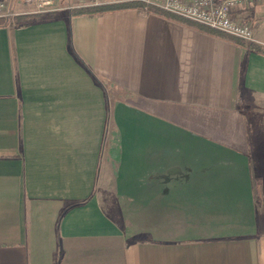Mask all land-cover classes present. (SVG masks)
Listing matches in <instances>:
<instances>
[{
    "label": "crops",
    "instance_id": "0c3cea01",
    "mask_svg": "<svg viewBox=\"0 0 264 264\" xmlns=\"http://www.w3.org/2000/svg\"><path fill=\"white\" fill-rule=\"evenodd\" d=\"M59 3L0 26V264H264V5L250 44Z\"/></svg>",
    "mask_w": 264,
    "mask_h": 264
},
{
    "label": "built area",
    "instance_id": "2783aa9c",
    "mask_svg": "<svg viewBox=\"0 0 264 264\" xmlns=\"http://www.w3.org/2000/svg\"><path fill=\"white\" fill-rule=\"evenodd\" d=\"M33 5L37 14L52 10L54 0H23ZM139 2L143 11L155 7L164 12L225 33L244 42L255 43V17L252 9L264 5V0H121ZM10 4L0 2V18H11Z\"/></svg>",
    "mask_w": 264,
    "mask_h": 264
},
{
    "label": "trees",
    "instance_id": "16d2710c",
    "mask_svg": "<svg viewBox=\"0 0 264 264\" xmlns=\"http://www.w3.org/2000/svg\"><path fill=\"white\" fill-rule=\"evenodd\" d=\"M143 4L139 3V2H121V3H116V4H112V5H101V6H92V7H83L80 9H77L74 11V14L76 15H92V14H101V13H105V12H112V11H118V10H124V9H131V8H137V9H143ZM150 13H155L161 16H165L167 18L170 19H174L176 21H179L183 24H186L188 26H192V27H198L202 30H207L212 34H215L217 36H220L222 38H226V39H230V40H235L237 41L238 39L229 36L225 33L222 32H218L215 30H211L203 25L197 24L195 22L186 20L184 18L172 15L170 13L164 12L160 9H157L155 7H150L149 11ZM40 17H36V19H39ZM10 24V20L7 18H0V26H6ZM240 41V40H239ZM255 50L259 51V52H264L261 51L259 48L254 47Z\"/></svg>",
    "mask_w": 264,
    "mask_h": 264
},
{
    "label": "rangeland",
    "instance_id": "374dc122",
    "mask_svg": "<svg viewBox=\"0 0 264 264\" xmlns=\"http://www.w3.org/2000/svg\"><path fill=\"white\" fill-rule=\"evenodd\" d=\"M1 1H5L6 3H9L10 4L11 12H12L13 15H15V12H17V11H15V6L18 5V3H22L23 5H25L27 7L26 9L27 10H30V13H35L36 12L35 7L33 5L25 4L23 2V0H0V2ZM57 1H58V3L56 2V0H54V5L52 6V10L51 11H49L47 13H39V14L41 16H43V18H51V17H49V15H51L53 13L55 14L56 11H57V9L60 10V8H63L65 6L64 3L60 4L59 3V0H57ZM118 1H119V3H121L120 2L121 0H118ZM35 14H37V13H35ZM256 17H258L259 20H260L259 21L260 22L259 23V26H261V27L264 26V6L261 7V8H257V15H256ZM11 18H13V17H11ZM11 18H7V19L11 20ZM261 33L264 34V29L261 30Z\"/></svg>",
    "mask_w": 264,
    "mask_h": 264
}]
</instances>
